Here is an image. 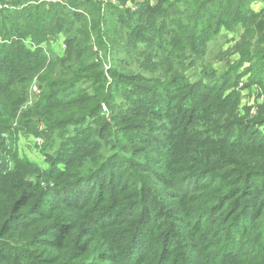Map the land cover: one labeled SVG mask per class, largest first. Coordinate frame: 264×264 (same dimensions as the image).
I'll return each instance as SVG.
<instances>
[{"label": "trees", "instance_id": "1", "mask_svg": "<svg viewBox=\"0 0 264 264\" xmlns=\"http://www.w3.org/2000/svg\"><path fill=\"white\" fill-rule=\"evenodd\" d=\"M0 264H264V0H0Z\"/></svg>", "mask_w": 264, "mask_h": 264}, {"label": "rangeland", "instance_id": "2", "mask_svg": "<svg viewBox=\"0 0 264 264\" xmlns=\"http://www.w3.org/2000/svg\"><path fill=\"white\" fill-rule=\"evenodd\" d=\"M131 7L135 9L137 5ZM50 46L51 49L59 55H62L65 49V44L63 43V39L61 37L57 41L52 42ZM223 64L224 63L219 65H223ZM110 65L111 63H107V67H110ZM188 74L190 75L192 80H194L197 77V72H195V70L193 69H190ZM239 91L242 92L243 95V104L251 106V112H252V108L256 105L257 102L261 101L262 99L260 92L256 89L252 90V88L243 89V83L240 84ZM39 93H40L39 82L35 81L31 86L28 97L29 100L26 106L31 105L33 102L37 101ZM40 126L41 129L44 127V125H40ZM37 137L42 138L41 143L37 142L36 140ZM12 140H14V148L21 156L28 157L29 159L37 163L43 164L45 166L44 155L42 150L43 143L45 142V138L43 135L35 136L34 134H29L28 132L19 129L13 135Z\"/></svg>", "mask_w": 264, "mask_h": 264}, {"label": "built area", "instance_id": "3", "mask_svg": "<svg viewBox=\"0 0 264 264\" xmlns=\"http://www.w3.org/2000/svg\"><path fill=\"white\" fill-rule=\"evenodd\" d=\"M254 109H255V107L252 108V112L254 111ZM36 140H37L38 143H41L42 138L41 137H37Z\"/></svg>", "mask_w": 264, "mask_h": 264}]
</instances>
